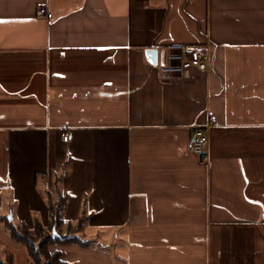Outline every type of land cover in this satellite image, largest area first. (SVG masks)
<instances>
[{
	"label": "crops",
	"instance_id": "1",
	"mask_svg": "<svg viewBox=\"0 0 264 264\" xmlns=\"http://www.w3.org/2000/svg\"><path fill=\"white\" fill-rule=\"evenodd\" d=\"M170 44L208 69L163 74ZM57 176L102 240L53 246L70 262L264 264V0H0V211L47 223Z\"/></svg>",
	"mask_w": 264,
	"mask_h": 264
},
{
	"label": "trees",
	"instance_id": "2",
	"mask_svg": "<svg viewBox=\"0 0 264 264\" xmlns=\"http://www.w3.org/2000/svg\"><path fill=\"white\" fill-rule=\"evenodd\" d=\"M41 178L42 175H39ZM39 176L37 185L39 186ZM61 176L56 177V188L54 192L45 191L48 205L49 218L47 223H43L39 218H35L32 225L20 222L17 226L13 220L3 218L6 228L9 230L12 238L25 246L30 257V264H76L64 258L65 254L60 249H52L57 244H80L90 246L91 241H84L77 234L88 222V215L83 214L76 221H67L64 217V211L68 203V195L63 194L59 188ZM57 232L58 236L55 235ZM0 264H16L15 256L12 253L6 254L5 260H0Z\"/></svg>",
	"mask_w": 264,
	"mask_h": 264
},
{
	"label": "built area",
	"instance_id": "3",
	"mask_svg": "<svg viewBox=\"0 0 264 264\" xmlns=\"http://www.w3.org/2000/svg\"><path fill=\"white\" fill-rule=\"evenodd\" d=\"M39 14L48 17V11L45 8L40 9ZM165 64L159 67L163 74H179L183 75L187 70L196 68L205 71L209 67L211 55L208 48L202 44L182 45L170 44L167 46ZM216 124V119L211 118L205 125H197L192 132L189 141V150L199 156L203 165L209 162L208 143L210 127ZM73 134L67 130L62 133V140L66 143L71 142Z\"/></svg>",
	"mask_w": 264,
	"mask_h": 264
},
{
	"label": "rangeland",
	"instance_id": "4",
	"mask_svg": "<svg viewBox=\"0 0 264 264\" xmlns=\"http://www.w3.org/2000/svg\"><path fill=\"white\" fill-rule=\"evenodd\" d=\"M42 190L48 189L44 184H41ZM6 198L7 201H9L7 195L4 193L3 194V199ZM4 199V203L6 204V201ZM11 203L13 202V199L10 201ZM8 206V204H6ZM4 206L2 210L0 211V260H5L6 259V254L7 253H12L15 256V263L16 264H30V257L28 255L27 249L25 246L21 245L17 241H15L9 230L6 228L5 221H3V217L7 218L10 216V214L13 215V222L19 227L21 226V223L19 222V219L17 215L11 212L10 209H13L14 212L16 211V205L14 206ZM8 211L10 213L8 214ZM20 228V227H19ZM22 229V226L20 228V231ZM79 237H81L84 241H91L92 246H100L102 240L99 239L98 237H87L85 236L84 232H80L77 234Z\"/></svg>",
	"mask_w": 264,
	"mask_h": 264
},
{
	"label": "water",
	"instance_id": "5",
	"mask_svg": "<svg viewBox=\"0 0 264 264\" xmlns=\"http://www.w3.org/2000/svg\"><path fill=\"white\" fill-rule=\"evenodd\" d=\"M146 56L148 61L152 64V65H158L159 62L161 65L165 64V58H166V50L162 49H156V48H149L146 50ZM8 220L12 221L13 220V215L10 214V216L8 217ZM55 232V235L58 236L57 232Z\"/></svg>",
	"mask_w": 264,
	"mask_h": 264
}]
</instances>
